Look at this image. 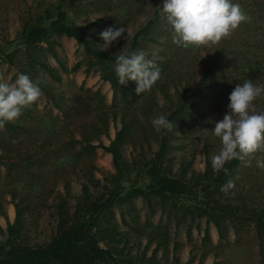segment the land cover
<instances>
[{
	"label": "rangeland",
	"instance_id": "1",
	"mask_svg": "<svg viewBox=\"0 0 264 264\" xmlns=\"http://www.w3.org/2000/svg\"><path fill=\"white\" fill-rule=\"evenodd\" d=\"M232 2L249 20L218 44L185 49L172 42L163 0H0V76L11 83L27 74L42 91L0 129V229L13 221L15 201L22 208L17 242L42 246L55 234L58 204L69 225L76 202L101 208L117 186L120 199L92 228L107 264H264V168L257 166L264 151L235 159L223 181L211 162L221 147L212 130L230 93L246 79L264 86V0ZM60 24L78 27L109 60L58 33ZM113 26L126 32L101 51L99 33ZM141 49L155 55L161 73L137 96L135 82L120 85L115 65L121 51ZM254 103L264 110V96ZM159 114L171 131L153 129ZM118 131L116 168L102 147ZM206 157L210 174L197 177ZM154 167L188 189L150 192ZM229 180L234 187L222 192ZM132 188L142 193L126 196Z\"/></svg>",
	"mask_w": 264,
	"mask_h": 264
},
{
	"label": "clouds",
	"instance_id": "2",
	"mask_svg": "<svg viewBox=\"0 0 264 264\" xmlns=\"http://www.w3.org/2000/svg\"><path fill=\"white\" fill-rule=\"evenodd\" d=\"M162 13L171 26L172 42L182 48L211 46L218 44L234 32L249 17L238 3L232 0H163ZM126 32L122 26L108 27L99 33L104 41L101 51L108 50ZM161 69L155 55L149 58L145 50L131 53L121 51L116 58L115 74L120 85L129 81L136 84L135 93L151 91L160 79ZM39 80L33 81L27 74L20 73L14 82H6L0 76V129L6 122L18 119L25 109L30 108L41 97ZM264 96V86L250 79L237 84L229 95L228 111L223 119L215 122L212 130L219 138V152L211 157L213 171L227 172L225 164L234 159L245 161L259 151H264V110H257L255 101ZM157 133L171 131L172 122L164 114L151 119ZM247 161L245 166H250ZM257 166L264 168V161ZM234 187L229 180L221 187L222 192Z\"/></svg>",
	"mask_w": 264,
	"mask_h": 264
},
{
	"label": "trees",
	"instance_id": "3",
	"mask_svg": "<svg viewBox=\"0 0 264 264\" xmlns=\"http://www.w3.org/2000/svg\"><path fill=\"white\" fill-rule=\"evenodd\" d=\"M56 30L58 33L73 38L76 43L83 45L86 53L93 58L109 60L107 56L102 55L91 46L89 40L78 27L60 24L56 26ZM72 69L75 70L76 66ZM110 83L114 87L113 79ZM119 135L120 131L116 132L109 145L102 147L104 151L110 153L112 163L116 168H119V155L117 152ZM203 152L206 155L205 149ZM234 161L235 159L230 161L229 164H225L224 167L227 171ZM210 170L211 166L206 157L204 171L197 177H207ZM148 173L150 181L146 188L152 193L177 196L188 189L187 182L169 178L160 173L155 167L150 168ZM225 173L224 171L217 173L216 177L219 181H223ZM64 191L67 193V188ZM141 193L140 188H132L124 194L132 196ZM116 199H120L117 186L110 189L108 202L101 208L95 203L76 202L71 217L72 222L69 225L66 223V218H69L67 212L58 204L56 206L58 220L55 234L42 246H29L17 242V237L20 236L22 231V208L15 201H11L10 204L14 211L13 221L11 223L6 222L4 231L0 229V264H107L105 258L108 257L109 252L98 246L97 237L92 228L98 226V213L107 210L110 202Z\"/></svg>",
	"mask_w": 264,
	"mask_h": 264
}]
</instances>
